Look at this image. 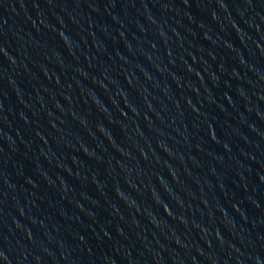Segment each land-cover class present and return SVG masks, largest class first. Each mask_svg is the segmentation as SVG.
Here are the masks:
<instances>
[{"label":"water","instance_id":"obj_1","mask_svg":"<svg viewBox=\"0 0 264 264\" xmlns=\"http://www.w3.org/2000/svg\"><path fill=\"white\" fill-rule=\"evenodd\" d=\"M0 264H264V0H0Z\"/></svg>","mask_w":264,"mask_h":264}]
</instances>
